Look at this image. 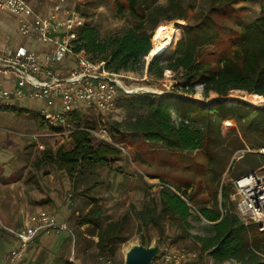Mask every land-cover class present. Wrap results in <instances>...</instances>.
<instances>
[{
	"label": "trees",
	"instance_id": "1",
	"mask_svg": "<svg viewBox=\"0 0 264 264\" xmlns=\"http://www.w3.org/2000/svg\"><path fill=\"white\" fill-rule=\"evenodd\" d=\"M137 1L125 0L120 7L130 9V15L140 22L138 27L102 38L98 28L85 23L79 30L75 49L85 52L93 62L105 61L106 67L114 73L140 72L145 69V57L153 47L154 29L159 23L184 20L172 53L167 54L165 50L150 60L147 72L152 80L162 79L165 71L171 70L179 73L189 85L188 92H195V85L201 84L205 96L215 92L226 97L231 90L241 89L264 97V8L263 14L242 30L238 48L214 62L207 59V54L212 52H207L204 47L218 38L216 15L239 0H208L207 11H200L193 21L188 15L197 0H169L166 4L144 0L148 12L137 5ZM83 14L87 16V13ZM173 98L171 94H121L115 107L124 111L125 117L111 120L108 125L119 142L129 137H141L173 152L203 151L207 158L210 178L203 188L197 186L193 192H188L190 183L182 186L164 181L160 184L158 197L146 192L143 207L134 210L139 242L150 245L152 235L140 232L154 230L161 245L169 240H189L188 253H195L198 261L208 256L215 264H264V230L261 231L256 224H246L237 214L235 202L231 199L233 182L221 183L237 149L264 147V104L230 105L225 101L209 104ZM35 118L44 128L43 117L36 114ZM227 120H233L236 125L224 134ZM221 151L224 152L219 156ZM122 153L121 148L100 140L90 130L76 129L72 133V147L61 146L57 150L45 147L32 161L34 172L29 173H40L43 168L51 166L65 172L70 180L77 181L87 172L96 173L97 165H112ZM255 155L250 151L243 154L240 159L247 158V162L242 168L250 170L237 172L235 178L264 165L263 157L258 159ZM98 184L88 186L84 194ZM205 189L211 192L210 196L200 202L195 194ZM46 202L50 200L41 203ZM102 212L101 204L94 201L89 210L77 216L75 223L96 228L98 240L94 256L103 263L112 264L113 260V264H124L116 256L119 247L131 237V214L125 212L114 220L103 222ZM158 259L159 256L154 261ZM189 260L184 264H190L192 261ZM72 263L68 259L65 264Z\"/></svg>",
	"mask_w": 264,
	"mask_h": 264
},
{
	"label": "rangeland",
	"instance_id": "2",
	"mask_svg": "<svg viewBox=\"0 0 264 264\" xmlns=\"http://www.w3.org/2000/svg\"><path fill=\"white\" fill-rule=\"evenodd\" d=\"M48 1L51 4L64 3L70 5L72 0ZM168 1L158 0V3L166 4ZM183 1L188 2V0ZM38 2L40 6L47 8L46 0H38ZM124 2L125 0H83L81 9L87 13L85 16L86 23L98 28L101 37L105 38L121 34L128 28L139 26L140 22L130 15V9L120 7V4ZM143 2L144 0H138L137 5L145 8L148 12L147 5ZM208 5V0H197L194 9L189 12V20L193 21L200 11L206 12ZM263 8L264 0H239L232 7L217 13L218 38L204 47L205 50L208 49L207 52H212L207 54V59L217 62L237 49L242 30L263 14ZM185 22L184 20L180 22V19L162 21L154 29V33L159 26L172 24L175 27L174 42L176 43L182 32L181 26ZM17 27L18 19L15 15L8 9L2 10L0 14L1 35L5 39L11 35V43L18 41L22 44L25 40L16 36ZM175 43L166 49L167 54L172 53ZM154 57H145L146 66L143 71L118 73L120 79L128 85L147 87L160 92V94H171L174 95V98L193 99L197 103L216 104L218 101H225L230 105L249 104L258 106L264 104V97L261 99L262 96L249 94L241 89L231 90L226 97H221L215 92H210L208 96H205L203 86L196 84L195 92H188L189 85L185 84L179 73H174L171 70H166L162 79L152 80L148 75L147 68L148 62ZM65 63V61L62 62L63 65ZM69 63L71 67L76 66L74 61ZM13 103V107L0 108V195L5 191L7 184L12 186L18 193L20 191L22 202L28 203L29 209L33 210L32 212L46 210L58 220L66 222L74 233L73 239L70 232L66 230L53 231L48 234L52 240L53 238L56 239L54 247H47L51 241L48 242L47 246L39 245L37 242L43 236L40 233L34 241L28 243L23 254L24 257L21 259L23 261L30 260L31 264H65L68 259L70 261L74 259L77 264H110L109 262L103 263L102 259L93 255L97 250L96 228L87 225L78 226L75 223L77 216L89 210L94 201L101 204L103 208V222L114 220L125 212L131 214V237L119 247L116 256L117 260L124 261L127 250L133 244L140 243L134 210H140L143 207L146 192L158 197L160 184L164 181L182 186L190 183L191 186L187 190L193 192V188H197V186L202 185L203 188L210 178V173L206 168L207 158L203 151L173 152L161 145H152L141 137H129L126 141L119 142L108 126L109 121L123 120L125 117L124 111L115 106L108 111L93 109L88 112L82 111L79 118L76 119L77 123L96 130L105 128L109 137L114 142L118 141L117 144L123 147L122 155L112 165H97L95 167L96 173L87 172L85 177L77 181L70 180L65 172L58 171L51 166L43 168L40 173L31 175L29 172H34L32 161L45 147L56 146L62 142L64 147L70 148L72 147V138L70 140H55V138L32 137V134L40 133L45 129L38 124L35 118L36 114L40 115V110L45 102L24 98L13 100ZM235 125L233 120L225 121L224 134H227ZM261 148L264 147L237 149L222 175L221 183L233 182L237 172L250 170L248 167L242 168L247 162V158L240 159L245 152H254L256 153L254 157L258 159L263 157L264 159V153L260 151ZM223 152H219V156ZM233 162L234 168L232 170ZM12 181L16 182L9 184L13 183ZM96 182H99L97 187L89 191L88 194H84V190ZM210 193L206 189L204 192H197L195 194L196 199L203 202L209 198ZM2 197L4 200L8 198L7 195ZM231 199L233 200L232 194ZM43 200H50V202L42 204ZM26 218L27 216H25ZM140 233L151 234V244L157 242L154 230L147 231L144 229ZM190 246L191 242L186 239L175 242L169 240L161 245L162 253L159 255V259L153 261L152 264H170L164 257L165 253L174 249L176 252L183 251L189 254ZM188 257L189 255H187ZM111 261L114 263L113 260ZM199 262L201 264H215L208 256Z\"/></svg>",
	"mask_w": 264,
	"mask_h": 264
},
{
	"label": "built area",
	"instance_id": "3",
	"mask_svg": "<svg viewBox=\"0 0 264 264\" xmlns=\"http://www.w3.org/2000/svg\"><path fill=\"white\" fill-rule=\"evenodd\" d=\"M46 5L47 8L40 6L38 0H0V14L8 9L15 15L18 19L16 36L25 40L22 44L18 41L11 43V35L5 39L0 33V108L13 107V100H43L40 115L45 120V129L32 137L70 140L76 129L85 128L124 151L109 137L105 128L86 127L76 119L82 111L111 110L121 94L160 92L126 84L120 74L106 67L105 61L93 62L85 52L75 49L79 30L86 23L81 9L83 0H72L70 5L51 4L46 0ZM70 61L76 66L71 67ZM61 146L62 142L51 147L57 150ZM260 151L264 153V148ZM233 185L232 198L237 214L246 224H256L263 231L264 165L239 175ZM7 229L20 242L19 247L10 253L11 264L23 257L28 243L40 233L48 235L66 230L74 237L66 222L46 210L28 214L23 228ZM164 257L172 264H184L190 258L193 259L189 260L192 261L190 264H201L195 259V253L168 252Z\"/></svg>",
	"mask_w": 264,
	"mask_h": 264
},
{
	"label": "crops",
	"instance_id": "4",
	"mask_svg": "<svg viewBox=\"0 0 264 264\" xmlns=\"http://www.w3.org/2000/svg\"><path fill=\"white\" fill-rule=\"evenodd\" d=\"M15 182L16 181L9 184H14ZM24 191H26V188H24ZM4 195L8 196V198L6 197L7 199L5 200L2 197ZM32 211L33 210L29 209L28 203L22 202V195L20 194V191L18 193L17 190L15 191L12 186H8L7 184L5 191L2 195H0V264H11L10 253L13 249L18 248L20 244L18 238L7 228H23L27 221V218L25 219V216L28 217V214L37 212ZM38 241L39 242L37 243L42 246H47L48 242L51 241V243H49L50 245H48L47 247H54V242L56 241V239L53 238L52 240L48 235H43ZM22 258L16 260L14 264H17L19 260L20 261L18 264L32 263L30 260L23 261L21 260Z\"/></svg>",
	"mask_w": 264,
	"mask_h": 264
},
{
	"label": "water",
	"instance_id": "5",
	"mask_svg": "<svg viewBox=\"0 0 264 264\" xmlns=\"http://www.w3.org/2000/svg\"><path fill=\"white\" fill-rule=\"evenodd\" d=\"M161 253L162 247L158 241L150 245L136 243L127 250L124 264H152Z\"/></svg>",
	"mask_w": 264,
	"mask_h": 264
},
{
	"label": "bare ground",
	"instance_id": "6",
	"mask_svg": "<svg viewBox=\"0 0 264 264\" xmlns=\"http://www.w3.org/2000/svg\"><path fill=\"white\" fill-rule=\"evenodd\" d=\"M180 22H183V20H180ZM152 41L153 47L148 55V58L163 53L166 49L173 45L175 41L174 25L167 24L165 26H159L154 33ZM261 99H263V97H261Z\"/></svg>",
	"mask_w": 264,
	"mask_h": 264
}]
</instances>
